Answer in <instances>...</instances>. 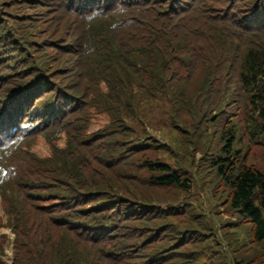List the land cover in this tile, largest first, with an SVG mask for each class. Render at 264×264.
I'll use <instances>...</instances> for the list:
<instances>
[{"label": "trees", "instance_id": "obj_1", "mask_svg": "<svg viewBox=\"0 0 264 264\" xmlns=\"http://www.w3.org/2000/svg\"><path fill=\"white\" fill-rule=\"evenodd\" d=\"M158 108L226 246L178 202ZM0 199L13 264H264V0H0Z\"/></svg>", "mask_w": 264, "mask_h": 264}, {"label": "rangeland", "instance_id": "obj_2", "mask_svg": "<svg viewBox=\"0 0 264 264\" xmlns=\"http://www.w3.org/2000/svg\"><path fill=\"white\" fill-rule=\"evenodd\" d=\"M169 106H170V104H169ZM166 113H167V119L169 121H166V114L162 110V108H158L156 110V113H155V115L157 117V119L155 121L156 127H153L150 125L147 126L146 124H144V126L146 127V131H147V132L145 131L147 134V137L149 139L152 138L153 140L160 142V145H162L163 147H166L167 150H165V149L162 150L163 151L162 152V160L171 164L173 166V168H175L176 170L183 172L185 178L190 179L189 180V182L191 184L190 185V191L189 192H186V191L182 192L178 202H180L181 204H183L184 202H191V203L193 202L194 203L198 199L199 208L202 209L203 214L206 216L207 220H209L212 224L215 225L214 227H216V229H217L215 232L217 235V238L219 239V241L221 242V244L223 246H226V243H227L226 237L228 234L226 235L225 231H222L220 229V225L222 224L223 220H226L229 218V215L226 212L225 207L221 206V201L216 200V198L214 197L211 190L207 187H203V181L201 180V177L197 173L198 170L201 169V167H202L201 165L205 164L206 161L202 160V154L201 153H196L195 154L196 157H194L192 165L189 164V161H187V159L185 157L187 155V153H183L182 149H181V133L183 130L185 131V129L181 128L179 125H174V123L175 124H177V123L175 121L173 122V117H172L170 108L168 110H166ZM168 114H170V119L168 117ZM189 121H192V120L189 119ZM162 122L164 124H166V127L160 128L161 127L160 123H162ZM144 137H145V139L147 138L146 136H144ZM149 146L151 147L152 145H149ZM254 150H258V153H259L258 148L254 147ZM153 151L154 150H152L151 153ZM157 151H159V150H157ZM186 152H187V150H186ZM120 182H124V181L120 180ZM120 182L118 184L124 186ZM129 187H130V185H129ZM134 191L139 194L138 196H141L142 194H140V193L141 192L144 193V191L152 192L155 195L157 192V188L152 187V186H147V185L143 186L142 185V188L135 189ZM144 201L146 203L152 204V203H156V202L166 201V197H164V195H163V196H160L159 200H152V201L144 200ZM217 205L220 206V208ZM239 231L240 230H238V229L236 230V235H234V237L238 236ZM0 233L6 234L7 240H8L7 245H6V249L4 250V253L1 256L2 260L5 262V264H13L14 249H13L12 243H13V240L15 238V235L9 228H1ZM241 233H242V235L240 236V238L248 240V241L251 240L246 235V233H248L247 229L245 230V232L241 231ZM230 236L231 235H229V237ZM237 245L240 246L241 250H244L243 241L240 244L239 243L237 244V242H236L235 246H237ZM262 246L263 245H261V247ZM223 250L225 252L229 253V249H226V247H224ZM262 250H264V249H262ZM226 257L228 259V262L231 263V256L229 254H226ZM262 257L264 260V251L262 253ZM248 258L251 260V254L248 255ZM257 259H258V257L255 259L253 264H260V261ZM250 260L247 264L250 263ZM201 261H199V263Z\"/></svg>", "mask_w": 264, "mask_h": 264}]
</instances>
